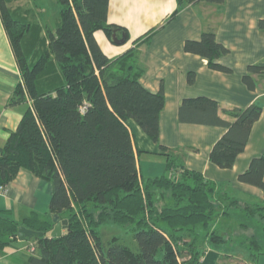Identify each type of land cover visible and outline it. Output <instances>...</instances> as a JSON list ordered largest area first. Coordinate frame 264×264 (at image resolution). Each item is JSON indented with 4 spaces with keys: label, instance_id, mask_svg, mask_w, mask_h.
<instances>
[{
    "label": "trees",
    "instance_id": "1",
    "mask_svg": "<svg viewBox=\"0 0 264 264\" xmlns=\"http://www.w3.org/2000/svg\"><path fill=\"white\" fill-rule=\"evenodd\" d=\"M56 1L60 5L57 26L47 29L43 38L36 36L42 49L31 48L27 54L22 43L32 25L23 14L17 16L9 9L8 0H0V18L21 76L9 104H30L0 148V186H7L21 169L52 186L49 219L32 212L18 223L0 213V251L16 239L22 225L43 233L29 238L34 247L26 264H199L204 242L219 245L227 241L211 227L220 202H228V214V208L239 201L228 197L218 201L215 184L185 169L171 153L164 157L162 175L139 174L127 123L134 121L166 151L159 145L163 89L153 93L141 85L134 49L109 59L98 46L96 31L110 40L113 31L117 36L124 31L107 23L108 0ZM223 1L176 0V11L188 4ZM184 51L206 59L212 70L231 72L216 63L228 49L216 42L213 30L203 32L198 40H186ZM263 73L264 63L249 65L242 81L254 90L253 76ZM193 78L189 73L188 82ZM261 111L257 104L226 109L199 97L182 102L179 119L225 128L209 152V161L231 169ZM263 176L261 155L251 159L237 180L257 187L264 196ZM244 209L248 217L264 220V203ZM54 215L67 221L59 237H50ZM108 222L127 227L137 251L116 238L102 242L98 229ZM247 242L251 257L258 243L252 237Z\"/></svg>",
    "mask_w": 264,
    "mask_h": 264
},
{
    "label": "crops",
    "instance_id": "2",
    "mask_svg": "<svg viewBox=\"0 0 264 264\" xmlns=\"http://www.w3.org/2000/svg\"><path fill=\"white\" fill-rule=\"evenodd\" d=\"M34 1L24 0V3L34 5ZM176 9V0H108L107 23L123 29L125 32L121 33H125L126 40L116 45L104 32L94 33L98 46L109 59L134 49L135 62L142 72L139 77L141 85L153 93L163 89L159 145L166 151H161L134 121L127 123L139 174L142 177L162 175L164 157L171 153L185 169L200 173L215 184L218 201L225 197L239 201V205L234 206L237 214H241V217L236 216L237 222L229 221L230 211L236 212L232 206L225 214L228 202H220V210L211 227L226 237V243L233 239L242 250L226 251L222 248L225 243L204 242L199 264H264V220L257 216L248 217L244 209L245 205L264 203V196L257 187L237 180L251 159L264 155V73L253 76L254 90H249L242 81L249 65L264 63V0H224L222 4L199 2L188 4L179 11ZM208 30H213L216 42L228 49V53L216 63L228 67L230 73L212 70L206 59L184 51L186 40H198ZM121 33L116 36L120 38ZM31 35L33 43L39 35L38 32ZM189 73L194 74L191 83L188 82ZM20 81L17 60L0 18V148L30 105L29 102L9 104ZM199 97L215 101L226 109H243L251 104L262 109L251 128L244 151L236 157L231 169L218 168L209 161V152L225 133V128L179 119L182 102ZM221 117L230 120L227 115ZM51 195L50 182L21 169L0 196V213L18 223L32 212L49 219ZM222 220L225 223L220 225ZM262 222L263 227H260ZM251 237L259 248L252 251L250 257L247 241ZM32 241L29 238L20 241L16 237L0 251V264H26Z\"/></svg>",
    "mask_w": 264,
    "mask_h": 264
},
{
    "label": "rangeland",
    "instance_id": "3",
    "mask_svg": "<svg viewBox=\"0 0 264 264\" xmlns=\"http://www.w3.org/2000/svg\"><path fill=\"white\" fill-rule=\"evenodd\" d=\"M34 5H31V4L25 5L24 0L23 1L22 0L20 1L8 0L9 9L12 10L13 13H16L17 16H21V14H23V16L26 17L25 18L26 21L32 25L31 30L33 26L35 25L33 30L29 31L28 37L25 38V40L22 43L23 52L27 54H30L31 48L34 49L35 47H38L37 49L39 51L42 49V43L36 42L35 39H33V43H32L31 34L38 32L39 37L43 38L45 37L44 32L47 31L46 28L53 30L59 22L60 5L56 0H35ZM17 18L20 19V17H17ZM31 56H33L32 59H35L34 57H36L35 55H31ZM233 209L236 212L230 211L231 215L229 216V221L230 222L234 221L233 223H235L237 222L236 221L237 219L235 220L236 216L241 217V214L240 212H238L237 214V208H233ZM252 221L256 222V219H252ZM224 223H225V220H222L220 225ZM260 227H263V222ZM98 230H99V236L102 242L105 243V242H108L109 240H112L113 238H116L117 242L127 246L132 251H137V244L133 238L132 233L128 231L127 227H123V226H120L119 224L108 222V223H104L100 225ZM222 248L223 250L231 251V252L242 250L241 247L234 244L233 239H231L225 244H222ZM243 250L247 253V250L245 249Z\"/></svg>",
    "mask_w": 264,
    "mask_h": 264
},
{
    "label": "water",
    "instance_id": "4",
    "mask_svg": "<svg viewBox=\"0 0 264 264\" xmlns=\"http://www.w3.org/2000/svg\"><path fill=\"white\" fill-rule=\"evenodd\" d=\"M126 40L125 33H121V37L118 38L116 36V31H113L112 33V41L116 45L123 44ZM52 222L54 223V226L50 232V237H59L62 234V230H65L67 228V221L66 220H59L58 215H54L52 218ZM42 232H37L31 229H27L24 226H19L17 230L16 237L18 240L23 241L27 238L32 237H42Z\"/></svg>",
    "mask_w": 264,
    "mask_h": 264
},
{
    "label": "built area",
    "instance_id": "5",
    "mask_svg": "<svg viewBox=\"0 0 264 264\" xmlns=\"http://www.w3.org/2000/svg\"><path fill=\"white\" fill-rule=\"evenodd\" d=\"M82 112H83V111H82ZM5 189H6V185H4V186H0V196H1L2 194H4ZM33 247H34L33 244H31L30 247H29V249H28V251H29L30 254H31L32 251H33Z\"/></svg>",
    "mask_w": 264,
    "mask_h": 264
}]
</instances>
